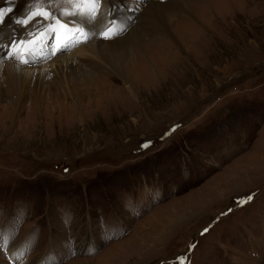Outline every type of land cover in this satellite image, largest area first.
Wrapping results in <instances>:
<instances>
[{"label": "rangeland", "instance_id": "1", "mask_svg": "<svg viewBox=\"0 0 264 264\" xmlns=\"http://www.w3.org/2000/svg\"><path fill=\"white\" fill-rule=\"evenodd\" d=\"M102 3L0 64V264H264V0Z\"/></svg>", "mask_w": 264, "mask_h": 264}, {"label": "snow or ice", "instance_id": "2", "mask_svg": "<svg viewBox=\"0 0 264 264\" xmlns=\"http://www.w3.org/2000/svg\"><path fill=\"white\" fill-rule=\"evenodd\" d=\"M9 6L5 9L3 7H0V25L4 24L7 20V17L10 13L13 12V7L11 6L12 0H7ZM65 3L70 5L69 9L60 10V15L57 16L55 11H49L45 9H37L36 11H32L30 14H27L24 18L17 19L15 23L17 25L27 27L37 16H40L42 20L44 21H54L53 24L49 25L48 30L44 34L54 33V39H55V48L52 51V55H57L58 53H62L67 50V48L70 46L72 41L68 38H65L63 43H61V32L57 30L61 29L64 30L66 33H73L76 31H79L83 33V27H73L72 24L62 18H73V21H75L79 25L87 26V24L92 23L95 21L98 16L101 14V6H102V0H64ZM52 3V0H49V4ZM114 7V5H113ZM111 9L109 10V16H111ZM38 24L41 23L40 20L36 21ZM112 21H110L111 23ZM109 32H112L111 28H108L100 33V35L104 39H111L115 35H118L119 32H112V35H109ZM31 34V33H30ZM87 39V37H85ZM26 41L23 39L20 40H13L9 45L6 46H0V49H4V55L0 56V61L4 59H10L13 57V50L18 49L21 45L25 44ZM21 63L27 64L29 61L27 59H22ZM252 197L248 196L246 200L241 201L240 203H246L248 201H251ZM231 211V210H229ZM208 229L206 228L204 232L206 233ZM203 235V233H202ZM8 237L3 238V247H7V241ZM195 245L189 246V251H191ZM13 257L12 264H19L20 259L26 258L27 255V247H25L24 251L21 252L20 256H16L15 253L10 254ZM180 262V264H185V261L182 258H177Z\"/></svg>", "mask_w": 264, "mask_h": 264}, {"label": "bare ground", "instance_id": "3", "mask_svg": "<svg viewBox=\"0 0 264 264\" xmlns=\"http://www.w3.org/2000/svg\"><path fill=\"white\" fill-rule=\"evenodd\" d=\"M20 1L18 0H12L11 6L13 7V12L9 14L8 18L9 19V23H11V20L15 17V12L18 10V8H20ZM4 6L5 9L9 6L7 0H0V7ZM206 12H201V15H206ZM99 17V16H98ZM103 19H106V17L100 19V23L102 24L104 21ZM7 23H5V25H7ZM107 28H105L104 30H106ZM5 30H8V28L6 27ZM103 30V31H104ZM102 31H100L97 36L101 33ZM9 41V40H7ZM4 53H0V56H3ZM32 60H37V57H29ZM13 61V62H12ZM162 62V59H161ZM4 63L6 65V67L10 70V72H13L12 74H14V77L16 78L17 82L19 81H24L26 80L28 77H35L36 81L40 80L39 78L42 77V75H44V71H42L43 68H33V69H29V68H24V67H19V63L20 62H16V60L13 59H4L2 61H0V64ZM21 66H25L24 63H21ZM46 77V76H45ZM127 89H132V85L130 83H127L126 85ZM130 93V92H129ZM16 102L18 100H15ZM11 109H16V103H11L10 104ZM157 220V219H156Z\"/></svg>", "mask_w": 264, "mask_h": 264}]
</instances>
